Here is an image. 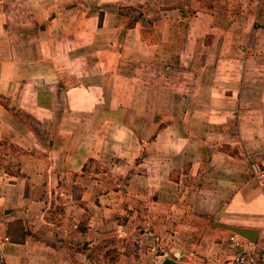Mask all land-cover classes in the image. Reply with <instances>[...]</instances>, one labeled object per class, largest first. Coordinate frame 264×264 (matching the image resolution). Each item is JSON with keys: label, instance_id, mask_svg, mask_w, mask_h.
Segmentation results:
<instances>
[{"label": "crops", "instance_id": "1", "mask_svg": "<svg viewBox=\"0 0 264 264\" xmlns=\"http://www.w3.org/2000/svg\"><path fill=\"white\" fill-rule=\"evenodd\" d=\"M214 224L264 237V0H0L7 262L233 264Z\"/></svg>", "mask_w": 264, "mask_h": 264}, {"label": "built area", "instance_id": "2", "mask_svg": "<svg viewBox=\"0 0 264 264\" xmlns=\"http://www.w3.org/2000/svg\"><path fill=\"white\" fill-rule=\"evenodd\" d=\"M142 235L149 236L151 235V232L149 230H143L142 232L134 235L137 248H140L142 245L140 241ZM7 240L8 238L4 237V241ZM229 240L231 241L233 247L237 249L233 258V264H264V237L257 241H251L236 233H232L229 236ZM0 264H9L1 251Z\"/></svg>", "mask_w": 264, "mask_h": 264}, {"label": "water", "instance_id": "3", "mask_svg": "<svg viewBox=\"0 0 264 264\" xmlns=\"http://www.w3.org/2000/svg\"><path fill=\"white\" fill-rule=\"evenodd\" d=\"M214 226H219L221 228L228 229L242 237H245L251 241H256V236L252 237V234L254 235L256 232L255 230L248 229V228H240L236 226H230V225H225V224H214Z\"/></svg>", "mask_w": 264, "mask_h": 264}, {"label": "rangeland", "instance_id": "4", "mask_svg": "<svg viewBox=\"0 0 264 264\" xmlns=\"http://www.w3.org/2000/svg\"><path fill=\"white\" fill-rule=\"evenodd\" d=\"M141 8L140 7H133V8H124V9H120V12H122V14H125L128 16V18L131 20L132 18H138V14L139 12H141Z\"/></svg>", "mask_w": 264, "mask_h": 264}]
</instances>
